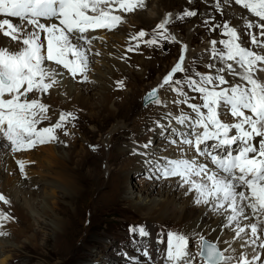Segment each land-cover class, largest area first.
Here are the masks:
<instances>
[{
  "label": "snow or ice",
  "instance_id": "snow-or-ice-1",
  "mask_svg": "<svg viewBox=\"0 0 264 264\" xmlns=\"http://www.w3.org/2000/svg\"><path fill=\"white\" fill-rule=\"evenodd\" d=\"M224 2L234 3L257 18L255 22L245 18V27L249 29L251 44L264 49V0ZM216 7L222 12L220 0H216ZM146 9L147 0H0V37L8 40L7 45L0 44V141L6 142L3 146L16 153L57 141L56 130L65 129L69 117L75 116L61 112L55 123L40 127L50 119L51 107L41 97L60 84L59 77L63 75L60 69L73 79L80 75L83 81H88L91 44L103 39L89 36V32L114 31L126 23L128 14ZM196 14L186 9L177 19ZM172 15L165 13L150 39H145L148 36L145 29L130 35L129 39L136 43L127 52L137 50L141 43L178 42L166 27L172 22ZM220 27L221 35L227 37L219 41L223 49L216 48L215 40L210 43L213 59L223 66L208 65L215 68V74L197 73L198 79L192 76L185 81L174 79L175 74L187 71L184 62L188 46L180 42L177 62L160 84L146 94L145 103H162L158 92L168 86L183 97L173 103L191 109L192 114L182 112L175 117L189 131L173 129L177 138L170 143L187 146V151L194 154L165 158L164 164L157 162L156 169L164 178L178 177L181 186L186 187V194H194V203L219 215L224 221L221 227L231 228L233 240L241 241V250L237 252L227 241L224 243L228 246L221 248L219 240L194 233L197 251L193 253L192 237L169 231L166 241H160L166 243V264H264V252L257 250L264 249V82L256 77V73L264 72V54L245 47L241 33L228 21L212 30ZM254 27L260 30L259 36L251 31ZM227 75L241 82L232 84ZM185 82L198 94L201 103L190 102L182 86ZM116 83L124 87L123 81ZM223 116L231 117V121L222 119ZM157 125L160 126L159 122ZM64 134L69 132L65 129ZM150 143L143 147L147 149ZM90 147L95 150L98 146ZM179 151L183 154L186 149L180 147ZM17 164L24 174L25 162L18 160ZM0 202L10 203L3 193ZM13 219L0 211V228L3 222ZM129 231L141 237L149 235L143 225L130 226ZM7 235L0 230V237ZM246 249H251V256ZM143 254L151 259L147 248Z\"/></svg>",
  "mask_w": 264,
  "mask_h": 264
},
{
  "label": "bare ground",
  "instance_id": "bare-ground-1",
  "mask_svg": "<svg viewBox=\"0 0 264 264\" xmlns=\"http://www.w3.org/2000/svg\"><path fill=\"white\" fill-rule=\"evenodd\" d=\"M159 1L180 2L181 0ZM185 1L188 2V4L185 3L181 8H177L176 13L172 16V22H184L192 18L193 16L177 19V15L182 14L186 9L197 12L195 4L190 5L191 0ZM198 1L199 0H196V3ZM206 1L207 5H205V8L202 7L203 11L201 10V12H203L202 14L206 15L203 16L206 19L209 15H214L213 17L217 18L219 23V21H221L220 14L222 13L225 18L231 19L235 22L234 24L239 27L246 28L245 18L251 19L255 22L254 16L249 15V13L242 8L232 9L224 6L222 12L220 10L215 11L212 7L216 6V0ZM149 2L150 1L147 0V4H149ZM220 2L222 1L220 0ZM229 4L231 6V3ZM163 14L161 13V15ZM163 17L160 16L158 19H163ZM137 19L143 23L153 21V17L149 16L148 13H138ZM154 21H156V19ZM219 24L222 26L223 22L221 21ZM122 27L123 26H120L112 34V36H115L113 41L107 37L110 35V32L103 37L107 30L101 29L98 30V32L95 31L88 33V35H98L103 38L94 40L91 44L92 51L89 53V71L87 72L89 77L88 81L80 82L79 77L73 79L66 70L60 69L63 73V75L59 77L60 84L51 90L50 95L41 97L42 101L51 107L48 113L50 119L44 121L43 124L39 126L45 127L55 123L58 119L55 108H62L68 111L70 108L79 107L82 111L88 110L91 114L90 117L94 115L100 116V114L102 115L104 112H107L106 114L110 115L108 116L110 118L105 120L106 123L104 121L101 124L100 129L102 127L106 128L110 122L117 121V123L114 122L115 125L112 130L110 129L111 140L109 139L108 149L113 157H118L119 159L123 157L124 163L113 169L110 167L104 173L80 174L76 172L75 165L79 160V152L75 149H67L64 147L69 142L73 148L76 144H78V146L81 145V142L79 143L72 133L69 135L64 134L65 129L69 132V128L72 127V125L75 126V122L72 121L71 117H69V120L66 122L65 129H59L63 132V135L57 141L37 145L30 150L16 153H12L0 143V193H3L10 201L7 205L0 202V211L6 212L10 216L15 217L13 220L3 222V227L0 228V230L8 229L10 231L9 235L0 237V264H10V257L13 255L8 254L4 256L5 251H7V249L12 250L9 246H13V244L18 243L19 241L20 243L25 241L26 243L28 242L29 245L40 247L38 246L40 243L38 241L41 232L40 230H50V227H52V233H55V239L57 241V245L56 242L55 245L57 251H60L65 258L68 257L72 252V247L70 244L66 250L64 244L69 242L68 237L72 235V233L74 238L79 236L80 227L79 225L72 227V225H74L73 221L70 220L72 213L69 212L68 214L67 210L60 206V197L56 195L55 190L62 189L65 198L69 201H73L76 197H84L88 194L92 189H90L92 185L93 189L96 187V190L100 188V190L110 191V193H107L104 196L108 197L110 195L108 197L110 201L116 200L117 196H119L122 202H129L127 203L129 207L135 208L137 213H140L143 218L149 220L151 224H146V231L149 233L148 236H150V238L156 233L154 230L157 223L167 219H173L183 224V226H185L184 231L189 235L194 234L193 231H196L195 233L204 234L210 240H219L221 248L228 246L224 243V241H227L233 248L237 249V252L241 250V241L233 240L232 237L234 233L231 228L221 227L224 221L219 215L211 212L206 206L194 203V194H186V187L181 186L179 179H165L160 176V173L157 171V162L160 164L165 163V158H161L162 156L165 155L168 159L180 157V147L186 149L185 153H183L186 156L191 157L193 155V152L187 151V146L184 145L174 147L171 151H163L162 144L164 141H157L152 145V138L159 139V137L164 134L165 129L172 125L171 121L178 113L187 112L188 114H191V109L186 105L173 103L174 100L182 99L183 97H180L177 93L171 91L168 86H165L162 89L160 97L162 103L150 107H143L142 105L143 108L140 107L138 109L139 103L135 102L132 98L133 95L131 96V94L139 92L141 89L139 87L141 78L144 76L148 77L147 70L151 65L149 64L150 61L144 60V57L146 54H151L153 56L158 54L155 53L154 50L157 45L147 46L146 44H143L137 50L130 52V54L125 53L124 49L126 47L128 48L130 46L129 43L132 41L129 39L130 33L124 31ZM117 31L119 32L116 33ZM150 38H152L150 34L145 37V39ZM135 43L136 41H134V45ZM0 44L7 45L8 40L0 37ZM206 51H210V48L206 49ZM97 52H99V55H96ZM203 55H205L206 58L208 57L207 59H210L208 54L203 53ZM163 57L164 56H162V58ZM127 60H130V64L127 63ZM213 63L218 68L223 66L218 60L213 59ZM132 66H137L139 71H135ZM135 72H138V75H135L136 78L134 77ZM212 74H215V72ZM165 75H162V77ZM159 76V80L162 79L161 74ZM174 79L180 80L181 76H175ZM230 79H236L232 84L241 82L237 77L231 76ZM117 81H123L124 87H118L116 83ZM158 84H160V82H158ZM184 91L187 92V98L189 99V88L187 89V87H185ZM92 92L97 95V100L92 97ZM138 97H140L141 100V94H139ZM118 99L122 102H118ZM196 103L199 104L200 102ZM127 107L129 110V114H127L128 117L124 116L126 115L124 111ZM169 113L171 115H169ZM91 120L92 122H95L93 118H91ZM157 122H159L160 126L157 125ZM101 131H104V129ZM143 131H145L144 133L146 136L141 137V134H144L142 133ZM102 137L103 135H101L100 139L94 143L82 141V149L86 147L90 148L89 151H84L88 164L97 161L98 153L103 151V145L100 143ZM131 137L133 139H131ZM172 139H174V137H171V140ZM130 141H134L135 146L128 145L122 150L118 148ZM149 142H151L149 147L145 149L143 146ZM90 145H96L98 147L93 150ZM104 154L106 155L105 152ZM127 155L130 156L127 157ZM200 159L204 161L203 157ZM18 160L25 162L23 175H28L27 179H22V173L17 164ZM142 170L148 172L147 176H144L147 178V181H135L132 183L133 186L129 185V177L127 178V181H125L124 178L126 174L130 175L132 173L134 175L136 171L139 172ZM158 176H160V178H157ZM98 177L100 180L102 177L105 179L104 181H100ZM85 180L91 182V184H85ZM138 184H140L139 190L135 189V185ZM41 187L42 192L38 194L37 192ZM134 190L137 192L136 197L138 199L134 198ZM121 194H124L125 198H122V196H120ZM101 198L103 197L99 196V200H101ZM16 207L18 211L16 210ZM41 219L50 222L51 225L47 222L39 224ZM75 219L78 218H74L73 220L75 221ZM24 222L28 224V228L34 229V234L27 235L26 232L18 233L19 231L17 228H22ZM79 223L82 222L78 221V224ZM245 223H247V221H245ZM70 231L72 233H70ZM48 235L49 234L43 239V248H46L48 245L50 239ZM150 238H136L133 243L128 244L129 246L126 250L130 251L131 259L136 260L137 264H149V257L144 256L143 252L139 253V249L135 250V247L140 245L144 246L145 244L150 253V257L153 260L152 264H166L163 251L154 241L149 240ZM195 243L197 242L195 241ZM98 244L103 247L102 243ZM109 248L110 247L105 249ZM257 250L264 252V249L257 248ZM246 251H248L249 256H251V249H246ZM49 256L50 258L46 257L47 264H51L49 262V259L51 260V255ZM97 257L101 259L97 258L96 260L94 258L93 260L96 262L94 264H125V262H123L124 260L121 261L115 259L116 261H110L105 250L101 251V254H98ZM83 264L89 263L87 262Z\"/></svg>",
  "mask_w": 264,
  "mask_h": 264
},
{
  "label": "rangeland",
  "instance_id": "rangeland-1",
  "mask_svg": "<svg viewBox=\"0 0 264 264\" xmlns=\"http://www.w3.org/2000/svg\"><path fill=\"white\" fill-rule=\"evenodd\" d=\"M149 1L150 2H149V4H147L146 10L138 11L134 14H128L125 17L126 23L121 24V26H123L122 29L124 31H128V33H130V35L131 34L135 35L140 29H145L148 34L153 36L154 33L152 32V30L162 20V19H160V20L158 19V18H160V16L163 17L165 15V13H169V12L174 15L177 11V8H181L185 3L188 4V2H186L185 0H181L180 2H177V1L176 2H172V1L166 2V1H159V0H149ZM221 1L222 2H220V4L222 5V8L224 6H227V7L232 8V9L238 8L234 4L233 5L231 4V6H230V4H226L225 2H223V0H221ZM192 4H195V6H196V11H197L196 13L197 14L195 16H193L192 18H190L189 20L184 21V22H171L166 26L168 28L169 33L171 35H174L177 38L178 42L160 40V43L157 44L158 47L156 46L154 49L155 53H158V54H156L154 56L151 54L145 55L144 60L150 61L149 64L151 65V67L147 70L148 77L144 76L143 78H141V81L139 84L140 85L139 87L141 89L139 90V92H135V93L131 94V96L133 95L132 98L135 100V102L139 103L138 109L140 107H142V105H143V107H146V106H144V102L142 100L143 93H145L147 90L153 88L154 86L158 85V82H161V80L163 79L162 75H165L166 73H168L170 71V69L172 68V66L175 64V62H177L179 55H180V49H181V43L180 42H182L183 44H186L188 46V50L186 53V59L184 62V67L187 69V71L175 74V76H178V75L181 76L180 80H183L185 76L186 77L192 76V77L198 79V77L196 75L197 73H208V72L213 73V72H215V68H209L208 67V65L214 64L212 61V58L207 59L208 57L206 58L205 55H203V53L208 54V56H210V57L212 56L211 49H210V51H206V49L211 47L210 42L213 40L218 42L216 45L217 49H223L224 46L219 43V41L227 38V37L221 35L223 28L220 27V28H216L215 31L212 30V28L215 25H220L219 23L221 21L223 23L225 21H228L231 26H234L235 28H237V30L241 33V43L245 47H251L252 46V44L250 42L249 35H248L249 29L236 26L234 24L235 22H233L229 18H225V16L222 13L220 14L221 15V21H219V23H218V19L213 17L214 15H209L207 19L205 17H203L206 15L202 14L203 12H201V10L203 11L202 7L205 8V5H207L206 0H199L197 3H196V0H191L190 5H192ZM212 8H214L215 11H218L216 6H214ZM138 13H144V14L148 13L149 16L153 17V21H151L149 23H143L142 21L137 19ZM161 13L162 14L164 13V14L161 15ZM155 19H156V21H154ZM256 19L257 18L254 17V20H256ZM205 21H207V23H205ZM115 31L116 30L111 31L110 35L107 36L112 41L115 39V36H112V34ZM251 31L258 36V32L260 30L258 28L254 27L253 29H251ZM118 32L119 31H117L116 33H118ZM105 35H107V34H104L103 37ZM129 44L134 46V41H132ZM142 45H143V43L140 44V47ZM124 51H125V53L130 54V52H127V47L124 49ZM162 56H164V57L162 58ZM190 61H191V63H190ZM206 61H207V63H206ZM127 63L130 64V60L129 61L127 60ZM132 67L135 71H139V69H137V66H132ZM137 73L138 72L134 73L135 78H136L135 75H138ZM160 74H161L162 79L159 80ZM230 77H231L230 75L226 76V78H228V80H230L231 83H233L236 79L231 80ZM184 89H185V87H184ZM92 94H93V92H92ZM139 94H141V100H140V97H138ZM48 95H50V94H48ZM48 95H44V96H48ZM94 95H96V94H93L92 97L97 100L98 99L97 95L96 96H94ZM189 100H190V102L192 101L191 103H196L190 97H189ZM117 101L120 102L121 100L118 99ZM141 102H142V104H141ZM55 110L57 112V118L61 112L72 113L75 116V119L71 118L72 121L75 122V126L72 125V127L69 128V134L72 133L75 136V139L79 143L81 142V145L78 146V144H76V146L73 148V146L69 142L64 147L67 149H75L76 151L79 152V160H78L77 164L75 165L76 166L75 169L77 170L76 172H78L80 174L104 173L110 167L113 169V168L120 166L124 163L123 157L121 159H119L118 157H117L118 159L113 157L109 153V149H108V143H109V139L111 137V130H112L113 126L115 125V123H117V121L110 122L106 128L102 127L100 129L101 124L105 120L110 118V117H108L110 115L106 114L107 112H104L102 115L100 114V116L94 115V116L90 117L91 114L88 112V110L82 111L79 107L70 108V110H68V111L65 109H62V108L61 109L55 108ZM99 110H101V109H99ZM69 111H71V112H69ZM78 111H80V112H78ZM124 113L126 114L124 116L128 117V115H127V114H129L128 107L124 111ZM119 115H121V114H119ZM122 115H123V113H122ZM91 118H93L95 120V122L94 121L92 122ZM53 120H55V119H53ZM45 121H47V120H45ZM105 123H106V121H105ZM120 124H122V123H120ZM93 127H94V129H93ZM103 129H104V131H101ZM144 132L145 131H143L142 133H144ZM58 133H59V135H58ZM56 135H58V138H61L63 135V132H61L59 129H57ZM101 135H103V137H102V141L100 143H102L103 151L106 153V155L104 154L103 151H100L98 153L97 161H93L92 164H88L87 160H86L87 157H85L84 151H89L90 148L86 147V148L82 149L81 148L82 143L83 142H93L94 143L100 139ZM142 136H146L145 133L141 134V137ZM131 139H133V138L131 137ZM157 141H158V138H152V145L154 144V142H157ZM123 143H124V141H123ZM134 143H135L134 141H130V142L126 143L125 145L118 147V148L120 150H122L128 145L135 146ZM128 156H130V155H127V157ZM18 168H19V165H18ZM147 170H149V169H147ZM147 174H148V172H146L144 170L139 171V172L136 171L134 173V175L132 173L130 175L126 174L124 179H125V181H127V178L129 177V185L133 186L132 183L135 181H137V182H139V180L144 181V182H145V180L147 181V178L144 177V176H147ZM132 175H133V177H132ZM21 176H22V179L28 178V175L21 174ZM148 177H149V175H148ZM98 179L100 180L99 177H98ZM104 179H105L104 177L101 178V180H103V181H104ZM86 181L87 180L84 181L85 184L86 183L91 184V182H89V181L86 182ZM141 183H143V182H141ZM139 185L140 184L135 185V189L139 190L140 189ZM90 189H91V191L88 192V194H86L84 197H76L75 199H73V201H71V200L69 201L67 198H65V196L63 195L64 191L62 189L55 190L56 195H58L60 197V206H62L64 209H66L68 214H69V212L72 213V217L70 219L74 223V225H72V227L77 226V225H79V227H80L79 236L74 238L72 236L73 233L70 231V233H72V235H70L68 237L70 243L68 242L67 244H64V248H66V250L68 249L70 244L72 247V252L68 257L65 258V256L63 254H61L60 251H57V248H56L57 241L55 239V233H52V229H51L52 227H50V230H48V229L40 230L41 232H40L39 237H38V241L40 242L38 244V246H40V247L29 245V243L28 242L26 243L25 241H23L21 243L19 241L18 243L13 244V246H9L12 250L7 249V251H5V254H4V256H6L8 254L13 255L12 257H10L11 259H10L9 263L10 264H47L46 257L50 258L49 255H51V260L48 258L49 262L51 264H83V263H87V262L89 264H94L96 262L93 259L95 258L97 260V258L100 257V256L97 257V255L101 254V251H103V250H105V252L108 254V259H110V261L112 260V262L116 261L115 259H118L121 261H123L124 259H127L128 257L126 255H127L128 251L126 250V248H128L129 243H132V241L134 242V240H136V238L133 237L134 233H132V235L129 234V232H130L129 227L135 226V225H143L145 227L146 224L147 225L151 224L150 221L147 220L146 218H143V216L140 213H137L135 211V208L129 207V205L127 204L129 202H127V203L122 202L119 196H117V199L114 201H110L108 199V197L110 195L108 197H104L107 193H110V191L100 190V188L96 190V187L93 189V185L90 187ZM41 192H42V187H41V189L38 190L37 193L40 194ZM136 194H137V192L134 190V195H135L134 198L138 199L136 197ZM99 196H101L103 198H101V200H99ZM120 196H122V198H125L124 194H121ZM16 210H17V207H16ZM74 218H78V219H75V221H74L73 220ZM43 221H44V219H41L39 221V224H44L47 222V221H44V222ZM78 221H81L82 223L78 224ZM47 223H49V225H51L50 222H47ZM23 224L24 225H22V228H17V230L19 231L18 232L19 234H20V232H22V233L26 232L27 235L34 234L33 228H28L29 226L26 222H24ZM155 225H154V227H155ZM82 228H83V230H82ZM5 230L7 233L10 232L8 229H5ZM5 230H3V231H5ZM184 230H185V226H183V224L177 222V220L167 219V220H164V221L157 223L154 231H156V233L158 232V234H163V235H167V233L169 231L188 234ZM195 232L196 231H193V233H195ZM47 234H49L48 236L50 239L48 241V245H47V247H46L47 249H46V248H43V239ZM192 235H189L190 237H192L191 242H193V243H195V241L197 242L196 238ZM133 238H134V240H133ZM55 242H56V245H55ZM98 243H102L103 247L99 246ZM144 246H145V244H144ZM108 247H110V248L105 249ZM70 259H71V262H70ZM99 259H101V258H99ZM126 264H129V263H126Z\"/></svg>",
  "mask_w": 264,
  "mask_h": 264
}]
</instances>
